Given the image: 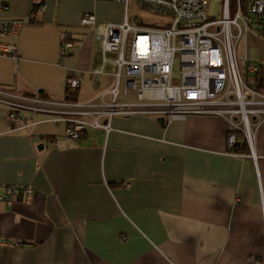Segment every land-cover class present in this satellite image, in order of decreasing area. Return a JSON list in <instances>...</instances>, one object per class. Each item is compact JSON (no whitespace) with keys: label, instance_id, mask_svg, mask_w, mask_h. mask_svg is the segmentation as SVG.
<instances>
[{"label":"crops","instance_id":"crops-1","mask_svg":"<svg viewBox=\"0 0 264 264\" xmlns=\"http://www.w3.org/2000/svg\"><path fill=\"white\" fill-rule=\"evenodd\" d=\"M7 4L5 17L23 27L2 41L21 59L0 58L1 89L73 103L114 85L111 67L92 74L103 66L101 46L80 20L120 23L124 3ZM63 31L74 49L61 57ZM255 46L264 50V41ZM68 77L81 82L75 93ZM128 96L117 101L133 103L121 101ZM8 112L0 104V194L26 186L33 193L26 202L17 189L10 206L0 202V264H264V117L252 120L245 150L234 152L229 123L216 116L114 117L109 133L87 129L71 141L63 116L23 113L12 124Z\"/></svg>","mask_w":264,"mask_h":264},{"label":"built area","instance_id":"built-area-1","mask_svg":"<svg viewBox=\"0 0 264 264\" xmlns=\"http://www.w3.org/2000/svg\"><path fill=\"white\" fill-rule=\"evenodd\" d=\"M115 1L124 3L128 9L130 0ZM135 1L152 14L151 22L132 23L128 10L120 23L98 24L90 14H84L80 20L82 27L95 30L103 55V66L92 74L101 76L106 67L113 70L114 85L109 90L94 100L70 103L41 100L0 88V104L9 110L8 121L21 122L23 113L63 116L64 136L78 141L87 129L109 133L114 117L148 115L172 123L189 116H216L229 123L228 145L242 144L248 139L252 120L264 117V93L255 89V75L264 70V61L257 64L236 55L242 34L239 26L242 0H234V17L229 13L231 0H224V15L219 20H210L206 15L210 0ZM244 3V14L250 18L243 21L246 29L250 28L249 23L255 24L264 34V0ZM7 11V0H0V58L18 64L20 51L2 39L17 37L23 22L5 17ZM73 49L70 33L63 31L60 56L70 54ZM80 86L78 78H67L68 92L75 93ZM121 92L124 96L132 94L136 102H118ZM52 121L57 123L59 119ZM17 189L25 191L26 202L31 201L33 188L26 186L6 187L0 194V202L10 206ZM20 245V242L12 244Z\"/></svg>","mask_w":264,"mask_h":264},{"label":"rangeland","instance_id":"rangeland-1","mask_svg":"<svg viewBox=\"0 0 264 264\" xmlns=\"http://www.w3.org/2000/svg\"><path fill=\"white\" fill-rule=\"evenodd\" d=\"M244 5L245 3H243V7H245ZM229 13L231 16H235L234 14L236 13V3L234 0H231V2L229 3ZM244 13L245 11L242 12V19L241 21H239V26L241 28L242 34L240 36L239 43L236 46V55L238 57L245 56L252 62H258L264 58V50L256 47L255 42L257 39L264 41V34L260 33V26L255 24L249 23L250 28H248V30L246 29L243 21L244 19L250 20V18H248ZM128 14L130 16L131 22L135 24L140 22L141 20L144 21V23L151 22L153 19L152 14L142 9L135 0L129 1ZM206 15L210 20H219L223 18L224 0H210L206 8ZM251 22L254 23L253 20H251ZM123 81L124 80H122L121 89H123ZM121 101L134 102L136 101V99L133 96H128L122 98ZM55 119L56 118H52V120Z\"/></svg>","mask_w":264,"mask_h":264},{"label":"trees","instance_id":"trees-1","mask_svg":"<svg viewBox=\"0 0 264 264\" xmlns=\"http://www.w3.org/2000/svg\"><path fill=\"white\" fill-rule=\"evenodd\" d=\"M244 1L245 0H242L243 3H244ZM245 9H246V6L243 7V4H242V11H245ZM255 78H256L255 89L257 91H260V92L264 93V70H262L258 74H256ZM69 97H71V95H65V99H69ZM244 150H245V145L244 144H241V146H239V147L234 146V148H233L234 152H243Z\"/></svg>","mask_w":264,"mask_h":264},{"label":"water","instance_id":"water-1","mask_svg":"<svg viewBox=\"0 0 264 264\" xmlns=\"http://www.w3.org/2000/svg\"><path fill=\"white\" fill-rule=\"evenodd\" d=\"M160 121L163 122V119H161Z\"/></svg>","mask_w":264,"mask_h":264}]
</instances>
